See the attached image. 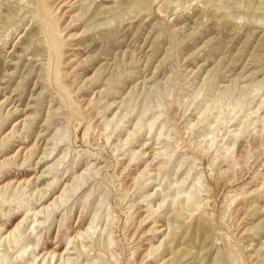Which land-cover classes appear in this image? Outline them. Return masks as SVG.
I'll return each instance as SVG.
<instances>
[{
  "label": "rangeland",
  "instance_id": "1",
  "mask_svg": "<svg viewBox=\"0 0 264 264\" xmlns=\"http://www.w3.org/2000/svg\"><path fill=\"white\" fill-rule=\"evenodd\" d=\"M0 264H264V0H0Z\"/></svg>",
  "mask_w": 264,
  "mask_h": 264
}]
</instances>
